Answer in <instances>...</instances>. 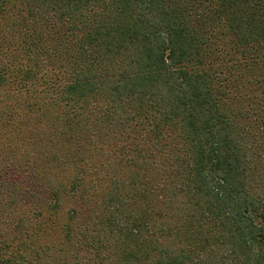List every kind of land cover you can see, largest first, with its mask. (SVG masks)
Here are the masks:
<instances>
[{"label":"trees","instance_id":"trees-1","mask_svg":"<svg viewBox=\"0 0 264 264\" xmlns=\"http://www.w3.org/2000/svg\"><path fill=\"white\" fill-rule=\"evenodd\" d=\"M205 1L0 0V264H264V0Z\"/></svg>","mask_w":264,"mask_h":264},{"label":"rangeland","instance_id":"rangeland-1","mask_svg":"<svg viewBox=\"0 0 264 264\" xmlns=\"http://www.w3.org/2000/svg\"><path fill=\"white\" fill-rule=\"evenodd\" d=\"M202 4V6L205 8L208 5V2L205 0H196V3ZM195 5L194 8L202 9V7ZM220 27L215 26V31H219ZM7 147V146H5ZM4 147V148H5ZM6 149V148H5ZM16 157L20 156V151L18 148L15 149ZM18 162H23L21 159L17 160ZM16 164V163H15ZM2 160L0 159V177H3V181H6L5 183H14L16 187L19 188V191L16 193L18 195L17 204L15 206V211H17L16 214H19V212L27 211L28 207H34L33 204L31 205L34 198L33 195H35L36 191L31 189L30 180L31 177H41L36 173H31V169L29 166L26 168L23 166L24 164H21V166H15V168H10L4 166ZM31 167V166H30ZM31 173V174H30ZM15 179V180H14ZM1 180V179H0ZM13 182H9V181ZM4 183V182H3ZM4 184H0V251L4 254H10L13 252V241L12 238L15 235L14 227L17 223V220L12 216L10 213V209L7 206V191H10L14 189L12 188V185L6 184V186H3ZM39 194V193H38ZM30 198V199H29ZM32 200V201H31ZM31 201V202H30ZM21 209V210H20ZM12 237V238H11ZM2 243V244H1Z\"/></svg>","mask_w":264,"mask_h":264}]
</instances>
